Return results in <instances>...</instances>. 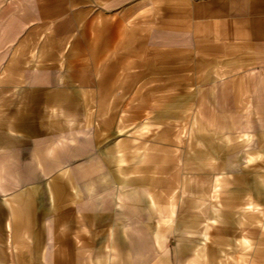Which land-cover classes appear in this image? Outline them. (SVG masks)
I'll list each match as a JSON object with an SVG mask.
<instances>
[{"label": "crops", "instance_id": "crops-1", "mask_svg": "<svg viewBox=\"0 0 264 264\" xmlns=\"http://www.w3.org/2000/svg\"><path fill=\"white\" fill-rule=\"evenodd\" d=\"M194 1L214 33L209 51L219 57V75L249 86L257 103L237 104L236 128L264 136V0ZM31 12L30 1L22 12L11 11L9 25L0 21V30L12 29L1 38L10 47L0 79V264L237 263L229 255V247L238 246L236 216L228 224V216L198 208L197 199L206 197L196 195L195 183L132 180L128 147L116 143L101 153L96 134L84 145L77 134L87 124L77 77L83 69L74 67L73 53L67 82L60 84L63 46L74 49L81 40H57L73 21L67 11L53 25ZM47 27L55 40L31 34ZM184 188L187 199L172 191ZM254 206L250 199L244 209ZM212 219L213 229L196 231L197 221ZM206 233V242L195 236ZM243 243L251 249L246 237Z\"/></svg>", "mask_w": 264, "mask_h": 264}, {"label": "rangeland", "instance_id": "rangeland-1", "mask_svg": "<svg viewBox=\"0 0 264 264\" xmlns=\"http://www.w3.org/2000/svg\"><path fill=\"white\" fill-rule=\"evenodd\" d=\"M30 1L32 19L39 23L53 25L67 11L73 21L57 40H81L77 48L63 46L60 84L67 82V56L73 53L74 67L83 69L77 77L85 89L87 124L77 134H83L84 145L96 134L101 153L116 143L128 147L132 180L195 183L196 195L206 197L197 199L198 208L228 216V224L234 216L238 220V246L229 247L235 264H264V136L236 128L241 110L236 106L251 105L250 87L219 75V57L209 51L216 46L210 40L214 33L198 14L202 5L194 0H0V21L9 25L11 11L22 12ZM52 30L37 28L31 34L55 40L48 36ZM6 32L12 29L0 30V79L10 47V40H1ZM242 184L259 188H235ZM172 191L187 199L189 189ZM250 199L255 206L247 211ZM213 220L197 221L196 231L213 229ZM195 236L209 240L208 234Z\"/></svg>", "mask_w": 264, "mask_h": 264}]
</instances>
